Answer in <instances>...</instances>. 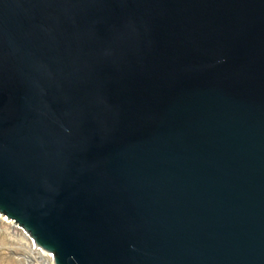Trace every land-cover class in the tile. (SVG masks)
<instances>
[{"label":"water","instance_id":"95a60500","mask_svg":"<svg viewBox=\"0 0 264 264\" xmlns=\"http://www.w3.org/2000/svg\"><path fill=\"white\" fill-rule=\"evenodd\" d=\"M0 213L56 264H264V0H0Z\"/></svg>","mask_w":264,"mask_h":264},{"label":"bare ground","instance_id":"6f19581e","mask_svg":"<svg viewBox=\"0 0 264 264\" xmlns=\"http://www.w3.org/2000/svg\"><path fill=\"white\" fill-rule=\"evenodd\" d=\"M0 220L6 222L9 227H11L10 232H7L6 235L17 236L22 242L20 247L23 248V250L25 249V251L22 250V252H17L19 254L17 257L18 261L22 264H56L52 252L37 246L28 231L22 227H18L13 219L4 218L0 213ZM6 249L10 251L11 248L7 247Z\"/></svg>","mask_w":264,"mask_h":264},{"label":"rangeland","instance_id":"374dc122","mask_svg":"<svg viewBox=\"0 0 264 264\" xmlns=\"http://www.w3.org/2000/svg\"><path fill=\"white\" fill-rule=\"evenodd\" d=\"M8 227L9 225L6 222L0 220V264H22L17 259L19 256L17 252H22L23 250V248L20 247L22 242L17 236L6 235L7 232H10L11 227ZM7 247L11 248L10 251H7ZM23 251H25V249Z\"/></svg>","mask_w":264,"mask_h":264}]
</instances>
